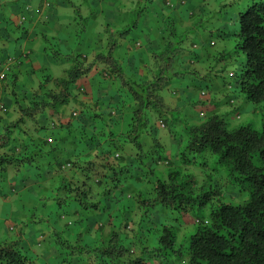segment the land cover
<instances>
[{
    "label": "trees",
    "instance_id": "16d2710c",
    "mask_svg": "<svg viewBox=\"0 0 264 264\" xmlns=\"http://www.w3.org/2000/svg\"><path fill=\"white\" fill-rule=\"evenodd\" d=\"M193 15L190 13L188 17L193 18ZM238 26L235 49L243 53L244 61L236 72L228 73L232 82L226 79V89L232 90L236 97L242 95L249 103L260 104L264 102V0L247 4L238 15ZM165 31L162 48L150 53L151 63L136 79L126 78L119 58L111 54L116 46L109 48L106 55L96 54L92 63L102 62L106 68L102 76L110 77L116 86L111 83L97 93L90 90L87 97L83 87L78 88L79 92L74 87L77 79L88 76L93 65L81 54H65V61L72 65L64 70V75H39L35 87L30 82L32 69L26 74H21L19 69L9 70L5 88L11 89L8 96L12 105L9 107L18 115L12 119L7 110L5 117L0 118V174L4 175L9 167L17 170L43 163L47 166V178L50 181L58 179L67 197H78L80 204L85 203L81 197H88L90 207L98 211L109 209L112 203L108 214L123 209L124 228L134 223L140 227V212L135 210L137 220L129 218L138 201L188 212L196 200L201 201L200 205L209 200L215 192L197 185L196 175L191 172L192 165L202 164L198 160L208 152L229 178L239 179L246 186L248 199L236 205L212 206L208 219L195 218L199 222L191 225L162 224L158 248L169 247L172 254H178L176 260L181 264H264V117L261 131L249 124L233 126L223 117L228 111L216 113L219 104L214 102V97H198L192 102L189 97L173 93L190 106L198 103L205 107L207 115L200 121L189 117L190 122L181 128L186 135L181 144L182 134L172 133L171 138L177 141L172 161L161 156L159 149L165 146L166 150L168 145L162 133L158 136V127H166L167 112L179 107L171 106L160 92L171 76L181 75L174 70V64L178 45L184 40L173 25L167 34ZM174 34L180 40H172ZM209 44L213 46L214 43L210 41ZM203 45L201 41L200 54L205 60L207 50ZM195 47V43H190L188 49H180L181 53L191 54L193 59L188 65L199 60ZM53 54L54 58L61 57L59 52ZM231 57L229 54L228 58ZM20 75L26 79L20 81ZM46 82L51 84L46 87ZM224 97V103L230 106L233 100ZM7 98L5 90L2 94L5 104ZM69 101L77 107L67 117L61 108ZM240 108L241 105L237 106V111ZM153 116L158 127L150 124ZM27 120L29 125L25 124ZM179 121L173 118L170 124L175 126ZM167 129L170 135L171 128ZM164 135L169 138L166 133ZM148 142L152 145L146 151ZM122 151H129V156L121 155ZM66 169L68 173H64ZM124 171L125 175H121ZM126 182L134 184L131 195ZM192 229V233L186 232ZM17 239L0 234V264H30L28 257L19 251ZM184 243H187L185 248ZM142 259L127 260L125 264H143Z\"/></svg>",
    "mask_w": 264,
    "mask_h": 264
},
{
    "label": "rangeland",
    "instance_id": "374dc122",
    "mask_svg": "<svg viewBox=\"0 0 264 264\" xmlns=\"http://www.w3.org/2000/svg\"><path fill=\"white\" fill-rule=\"evenodd\" d=\"M251 1L259 0H185V3L177 7L184 16L179 17L164 5L165 0H48V3L53 5L58 2L60 8L58 13H51L53 15L45 20L46 26L41 28L42 35L38 38L41 46L46 49L47 60L46 65L40 67L39 71L35 70L31 85L35 86L39 75L63 76L64 70L72 65L70 61H65V54H81L88 57L87 62L91 64L96 54L106 55L113 46L116 48L111 54L118 56L126 78L136 79L151 63L150 53L162 48L165 29L167 34L173 25L184 39L178 45L179 51L176 53L174 64V70L181 75H174L169 79L167 73L169 82L160 95L171 106H178L179 109L167 112L170 135L168 125L159 128L155 116L151 119L150 124L158 127V136L163 135V141L168 145V149L164 150L165 146L162 144L164 148L159 149V154L172 161L171 154L174 153L177 142L171 138L172 133L182 134L179 138L181 144L186 137L181 128L190 122L189 117L192 116L198 121L195 116L199 118V111L203 112L202 117L207 115V111L202 110L198 103L196 106H190L182 99L186 96L193 100L192 102L196 101L199 90L205 87L209 89L206 91V97H214V102L219 104L215 108L216 113L229 112L223 116L227 124H249L253 129L261 131L264 102L249 103L242 95L236 97L232 90L226 89L225 84L226 79L232 82L228 73L236 72L244 61L243 53L235 49L238 42V15ZM44 10L45 7L42 12ZM45 12L49 14V9ZM189 13H193L194 17H188ZM226 34L228 35L225 36ZM173 38L175 41L180 40L178 36ZM21 40L22 38L16 41L17 49ZM201 41L205 43L203 46L207 50V58L204 60L201 57L203 62L188 65L192 56L190 53H181L180 49L186 50L190 43H195L197 47L194 52L202 53ZM210 41L214 43L213 46H210ZM234 50L236 51L233 52ZM53 52H59L61 57L54 58L56 55ZM229 54L232 56L230 59ZM3 57L5 53H0V59ZM92 64L88 76H82L74 84L77 92L79 87L85 89L86 97L90 95V90H96L97 93V90L108 88L111 83L116 86L110 77L102 76L103 69H106L102 62ZM211 77L218 78L213 80ZM50 84L51 82H46L45 86ZM5 90L8 97L5 106L10 117L14 119L18 114L9 107L12 105L11 97L8 96L11 89L7 87ZM173 91L182 98L174 97ZM224 95L233 100V104L226 105ZM239 104L241 108L237 111ZM76 107L69 101L63 105L61 112L69 117ZM192 112L194 113L191 114ZM235 112L239 114L238 118L235 117ZM173 118L180 120L175 126L170 124ZM25 124L30 123L27 120ZM165 133L169 138L165 137ZM147 144L146 151L152 145L149 142ZM129 153L122 151L121 155L129 156ZM205 154L207 156L198 160L202 164L192 165L191 172L196 175L193 176L197 185L215 192L207 202L200 205L201 201L196 200L188 212H181L179 209L171 210L161 205L152 206L138 201L134 204V212L130 213L129 218L131 221L137 220L138 214H134L138 211L142 222L140 227L134 223L129 228H124L122 222L123 209L108 214L113 208L112 203L109 209L98 211L90 207L91 199L88 197L79 196L85 201L83 204L77 200L78 197L74 199L76 196L67 197L62 185L60 188L58 179L50 181L47 178V166L43 163L40 166L17 170L9 167L4 175L0 174V234L18 238V249L28 257L30 264H125L127 260L141 257L143 264H171L173 261L175 264H181L176 260L179 258L178 254H172L169 247L163 250L158 248L162 224L191 225L195 218L201 221L208 219L210 207L220 203L236 205L249 196L246 186L239 179L229 178L226 171L214 163V156L208 152ZM67 170L64 173H68ZM186 170L189 171V168ZM125 173L124 171L121 175ZM126 188L131 195L134 184H128ZM96 201L98 199L93 200ZM98 206L102 207V204L99 203ZM135 217L136 219H133ZM188 230V234L193 231ZM186 245L187 243H184V248ZM143 247L147 249L144 250Z\"/></svg>",
    "mask_w": 264,
    "mask_h": 264
},
{
    "label": "crops",
    "instance_id": "0c3cea01",
    "mask_svg": "<svg viewBox=\"0 0 264 264\" xmlns=\"http://www.w3.org/2000/svg\"><path fill=\"white\" fill-rule=\"evenodd\" d=\"M44 2L48 0H0V53H5V57L0 59V65L5 59L13 56L16 60L10 66L11 72L19 69L21 74H26L32 69L33 77L36 69L39 71L40 67L46 65V49L41 46L38 36L42 35L41 28L46 26L45 20L58 13L60 6L58 2L55 5L50 2L45 6ZM44 7L45 10L49 9V14H46L45 10L42 12ZM193 8H195L194 3ZM171 11L179 17H184L177 7ZM22 15L24 20L20 21ZM43 15L45 16L42 17ZM20 38H22L21 44L17 49L15 44H18L16 41H20ZM23 52L27 53L24 58L21 57ZM198 55L200 57L197 63L203 61L200 60L203 56L200 53ZM23 79L26 77L20 75L19 80ZM237 106L240 107V104Z\"/></svg>",
    "mask_w": 264,
    "mask_h": 264
},
{
    "label": "clouds",
    "instance_id": "9594fccd",
    "mask_svg": "<svg viewBox=\"0 0 264 264\" xmlns=\"http://www.w3.org/2000/svg\"><path fill=\"white\" fill-rule=\"evenodd\" d=\"M172 3L173 5L172 6H169L168 5V3ZM46 3H47V5H46ZM182 3H185V0H183V2ZM182 3H179L177 0H165V2H164V5L165 6H167V7H169L170 9H174V8H176V7H178L180 4H182ZM44 5L45 6H48L49 5V3L48 2H44ZM28 9V8H27ZM26 8H25V10H27ZM22 17H23V19H20V21H22V20H24V16L22 15ZM27 56V53H25V52H23L22 54H21V57H26ZM9 58V57H8ZM7 58V59H8ZM12 58L14 59V61L13 62H10V63H8L7 62V59L0 65V70L1 69H3V67H4V65H6L7 67H8V70H7V73H6V75H5V80H4V82H3V87H2V91H1V94H0V104H2L4 107H5V111L3 112V113H0V118L1 117H4L5 116V113L7 112V110L8 109H6V106H5V102H4V100H2V94H3V92L5 91V84H6V77H7V74H8V72H9V69H10V66H11V64L12 63H14L15 62V58L12 56ZM195 62H197V61H193L192 62V64H194ZM198 64V63H197ZM195 67H197V65H195ZM198 67H200V66H198ZM199 94H198V97L200 98H205L206 97V91L205 90H203V89H200L199 90ZM173 93L175 94V95H177V92L176 91H173ZM200 98V99H201ZM206 99H207V97H206ZM231 102V104H233V102L232 101H230ZM201 106V105H200ZM201 109L203 110H207L206 108H204L203 106H201ZM200 109H198V111H199ZM197 111V112H198ZM200 115V116H199ZM202 115H203V112L202 111H199V113H198V116H199V118H197V115L195 116V118L196 119H198V121H200V120H202V119H204V117H202ZM206 117V116H205ZM235 117H239V114H237L236 113V115H235ZM193 222H199V220L198 219H194L193 220Z\"/></svg>",
    "mask_w": 264,
    "mask_h": 264
},
{
    "label": "built area",
    "instance_id": "2783aa9c",
    "mask_svg": "<svg viewBox=\"0 0 264 264\" xmlns=\"http://www.w3.org/2000/svg\"><path fill=\"white\" fill-rule=\"evenodd\" d=\"M179 3H182L183 2V0H177ZM46 5H47V3H46ZM168 5L169 6H172L173 4L172 3H168ZM20 19H23V17L21 16L20 17ZM14 61V59L12 58V57H9L8 59H7V62L8 63H10V62H13ZM7 70H8V67L6 66V65H4V67H3V69H1L0 70V94H1V91H2V87H3V82H4V80H5V75H6V73H7ZM5 111V107L2 105V104H0V113H3ZM161 127L163 126V124L162 123H158Z\"/></svg>",
    "mask_w": 264,
    "mask_h": 264
}]
</instances>
